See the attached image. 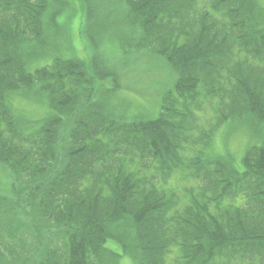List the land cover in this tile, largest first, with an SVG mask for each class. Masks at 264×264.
I'll list each match as a JSON object with an SVG mask.
<instances>
[{
  "label": "trees",
  "instance_id": "trees-1",
  "mask_svg": "<svg viewBox=\"0 0 264 264\" xmlns=\"http://www.w3.org/2000/svg\"><path fill=\"white\" fill-rule=\"evenodd\" d=\"M144 50L172 83L127 112ZM240 118L264 133L259 0H0V264H167L174 247L177 264H264V139L240 170L211 154ZM174 173L195 183L182 196Z\"/></svg>",
  "mask_w": 264,
  "mask_h": 264
},
{
  "label": "rangeland",
  "instance_id": "rangeland-1",
  "mask_svg": "<svg viewBox=\"0 0 264 264\" xmlns=\"http://www.w3.org/2000/svg\"><path fill=\"white\" fill-rule=\"evenodd\" d=\"M259 2L264 8V0H259ZM70 22L73 26L70 31L71 36L73 35L71 40L72 48L74 52L76 50L78 54H81L82 45L81 42L77 40L79 32L77 30L76 19H73ZM72 28H75L77 33L72 32ZM107 55L111 57V61L119 58L117 55H110L108 53ZM133 56L135 59L130 60L129 62L130 79L125 78L126 87L120 91L118 98L114 97V99L117 98L115 101L123 105L127 112H136V110L146 111V107L154 112L157 107L156 97L158 96V100L159 95L163 91L162 89L165 88V85L169 84L170 86L172 83V69L167 66L164 61H160L155 54L153 55L148 50H144L143 53H135ZM108 64L110 65L109 62ZM105 67L109 69L107 64H105ZM123 86L124 82L121 84L122 88ZM32 110L35 112L34 109ZM26 113L30 115L29 112L26 111ZM35 115H37V113H35ZM198 117L200 125L206 128L208 123L213 120L214 112L212 109L208 108V106H204L198 113ZM262 125L264 126V121L262 122ZM260 126L261 124H257V128L255 129H262ZM253 130L252 120L245 118L230 119V121L221 124L215 131L213 139L214 144L212 147L214 152L211 154L218 156L217 159H220L221 157L229 158L228 160H231L233 165L240 170L243 155L252 146L260 145L264 139V133L261 136H255ZM6 179L7 176L4 172L0 171V187L3 191L7 190L8 182ZM166 184H168L167 186L169 189H173L174 191L176 190L175 193L178 196H182L184 189L195 183L192 180H180L178 173H174L167 180ZM29 241L30 239L28 238V242ZM177 255L178 248H171L166 255V263L177 264ZM121 264H135V262L130 259V257L123 256L121 258Z\"/></svg>",
  "mask_w": 264,
  "mask_h": 264
}]
</instances>
